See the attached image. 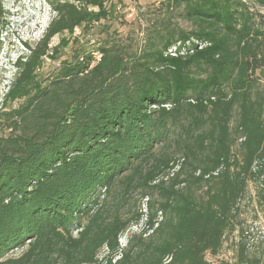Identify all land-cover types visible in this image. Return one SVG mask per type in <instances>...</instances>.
<instances>
[{
  "label": "trees",
  "instance_id": "obj_1",
  "mask_svg": "<svg viewBox=\"0 0 264 264\" xmlns=\"http://www.w3.org/2000/svg\"><path fill=\"white\" fill-rule=\"evenodd\" d=\"M106 1L48 0L54 17L14 62L0 112V264H211L248 180L264 191V0H166L197 30L160 19L142 45L112 36ZM92 27L107 32L100 59L83 47L61 59L63 34ZM45 59L58 61L46 76ZM132 189L157 198L143 192L147 210L124 217ZM259 263L242 244L237 262L218 264Z\"/></svg>",
  "mask_w": 264,
  "mask_h": 264
},
{
  "label": "rangeland",
  "instance_id": "obj_2",
  "mask_svg": "<svg viewBox=\"0 0 264 264\" xmlns=\"http://www.w3.org/2000/svg\"><path fill=\"white\" fill-rule=\"evenodd\" d=\"M166 0H107V8H111L112 17L106 20L109 24L108 31L114 37L117 34L125 41L137 40L139 45L143 44V29L152 23L168 18L178 29L185 32L196 31L198 23L187 16L183 5H176L168 8ZM2 13L0 14V112L4 109L3 101L7 97L8 87L13 80L15 66L14 62L22 53L28 52L27 44H34L39 41L54 17L48 0H0ZM256 10H262L257 7ZM107 32L100 28H91L88 32L81 28H76L72 35L63 34L68 39V45L61 51L60 58L72 56L81 47L94 56L92 53L98 48L99 43L106 36ZM61 36H54L51 44L58 42ZM58 61L45 59L39 73L45 76L57 66ZM260 78L259 89H264V69L256 71ZM13 106L17 102L12 103ZM1 125V124H0ZM1 127V126H0ZM3 130L0 129V133ZM238 144L232 146L236 153ZM237 154V153H236ZM175 158H180L179 152H174ZM166 179V177H164ZM205 186L196 190V195H202ZM122 186L119 182L110 191L107 197L106 208L109 210L117 206L120 202ZM143 192H148L149 200L157 198V193L151 190L132 189L125 195V204L118 209L121 214L129 216L134 210L144 212L147 210L146 198ZM238 210L233 218V229L228 232L223 240L221 249L216 255L206 254V258L211 264H218L221 261L235 263L238 260L240 247L245 246V256L249 259L259 260V264H264V191L262 184L258 180H248L246 191L238 202ZM166 216H163V220ZM145 222V217L140 221L141 225L136 226L131 223L119 235V243L128 245L130 235L137 236ZM149 233V232H148ZM147 234H144L146 236ZM136 239V238H135ZM134 238L132 241H136ZM105 251H101L98 257H103ZM117 258L114 257L113 261Z\"/></svg>",
  "mask_w": 264,
  "mask_h": 264
},
{
  "label": "built area",
  "instance_id": "obj_3",
  "mask_svg": "<svg viewBox=\"0 0 264 264\" xmlns=\"http://www.w3.org/2000/svg\"><path fill=\"white\" fill-rule=\"evenodd\" d=\"M191 41H192L193 43H195V44L197 45L198 48H201V47H202V44H200L198 41H196V40H194V39H191ZM179 44H180V42H177L175 45L171 46V47L168 49V53L171 54V55H175V54H176L177 46H179ZM186 44L189 45V44H190L189 41H187ZM182 50H184V47H182ZM191 50H192V49H190L189 51H191ZM92 54L94 55V56H93V62H92V64H94L96 61H98V60L100 59V57H101V53L98 52V51H94ZM134 224H135L136 226L141 225L140 223H134ZM140 227L142 228L143 225L140 226ZM122 247H123V246L120 244L119 251L117 252L115 258H118V257L120 256ZM99 259H101V257H99Z\"/></svg>",
  "mask_w": 264,
  "mask_h": 264
}]
</instances>
